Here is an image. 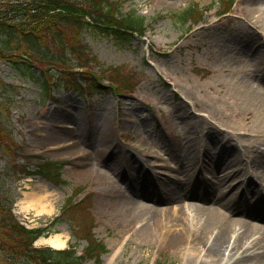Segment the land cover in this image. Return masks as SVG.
<instances>
[{"label": "rangeland", "instance_id": "374dc122", "mask_svg": "<svg viewBox=\"0 0 264 264\" xmlns=\"http://www.w3.org/2000/svg\"><path fill=\"white\" fill-rule=\"evenodd\" d=\"M4 1L17 0H0ZM111 1L121 14L144 17L146 30L123 44L99 29L87 27L80 32V42L89 53L87 60L80 61L86 65L81 70L97 77L102 87H95L93 76L84 74L82 81L77 80L81 92L63 87L45 91L36 74L31 77L29 71L0 60V79L15 88L6 124L19 149L17 162L29 164L34 171L39 162L51 161L60 174L58 180L39 175L17 179L18 174H6L12 155H2L0 196L28 227L44 225L66 208L62 220L48 230L49 237L65 234L63 248L79 255L91 228L93 238L107 249L101 264H218L201 257L187 263L181 259L188 258L182 252L175 256L152 241L137 243L135 229L118 221V194L121 190L130 194L144 164L158 173L151 183L158 190L173 174L167 165L202 178L201 169L188 162L195 148L187 136L209 133L206 143L211 138L220 141L221 132L230 130L227 125L249 118V108L232 80H253L258 72L264 87V66L253 61L257 52L264 57V41H256L258 35L244 20L246 15L251 18L245 14L246 3L258 6L262 0H235L231 12L223 16L217 15L218 0ZM191 5L205 10L197 24L178 18ZM68 57L72 64L71 58L78 55ZM73 77L66 74L58 81L66 84ZM110 84L126 87L113 91ZM188 122L197 124L190 128ZM86 168V175L74 172ZM255 169L249 166L248 175ZM247 190L255 193L261 188L254 184ZM72 202L79 204L67 206ZM45 239L35 245L47 246ZM231 263L226 258L219 264Z\"/></svg>", "mask_w": 264, "mask_h": 264}, {"label": "bare ground", "instance_id": "6f19581e", "mask_svg": "<svg viewBox=\"0 0 264 264\" xmlns=\"http://www.w3.org/2000/svg\"><path fill=\"white\" fill-rule=\"evenodd\" d=\"M260 5L249 2L245 5V14L249 13L251 18L246 15L244 20L248 19L247 27L258 35L256 41H264V0ZM263 59L262 53L257 52L253 61L264 66ZM260 76L257 72L253 80L247 77L232 80V87L251 115L227 125L230 130L221 132L223 143L212 138L211 143H206L209 133L194 132L195 137L187 136L195 148L194 157L189 156L188 162L201 169L199 173H211L213 180L208 176L200 180L186 169L167 165L173 174L165 187L158 190L151 184L159 178L158 173L144 164L140 181L133 184L130 194L122 190V195L118 194V221L124 227L135 229L133 237L137 243L152 241L175 256L182 252L188 256L181 258L187 263L201 257L218 264L226 258L231 264H264V87ZM188 115L186 112L185 116ZM195 122H188L190 128ZM243 140L246 145H241ZM200 153L205 155L201 157ZM205 163L214 166L209 168ZM219 165L221 169H217ZM249 166L257 168L250 178L234 180L245 176ZM74 172L86 175L87 168ZM256 180L261 184V191L248 193L240 189L246 184L251 187ZM143 200L149 204L140 202ZM52 207L56 209V205ZM66 240L67 236L62 233L45 239L55 249L62 248Z\"/></svg>", "mask_w": 264, "mask_h": 264}, {"label": "trees", "instance_id": "16d2710c", "mask_svg": "<svg viewBox=\"0 0 264 264\" xmlns=\"http://www.w3.org/2000/svg\"><path fill=\"white\" fill-rule=\"evenodd\" d=\"M232 0H222L220 13L229 11ZM200 13L194 6L188 7L178 18L186 22L197 21ZM87 27L99 29L116 42L128 43L134 36L144 35L145 18L134 12L121 14L116 2L111 0H17L0 2V60L37 75L45 91L59 87L81 92L77 80L81 75L91 74L83 71L88 50L80 43V32ZM75 63H69L68 55ZM71 65V67H69ZM66 74L76 76L66 84L60 80ZM54 80V82H51ZM95 87H102L98 78L91 79ZM113 91L126 86L110 84ZM119 87V88H118ZM131 84V88L133 89ZM15 88L0 79V157L11 154L6 162L8 176L18 174L17 179L31 175H41L47 179L58 180L59 167L51 161H41L34 171L29 164L17 162L18 147L12 142L7 129V118ZM82 94V93H81ZM64 210H62V214ZM62 220L55 218L51 226ZM47 226L27 228L13 214L10 203L0 196V264H101L100 254L106 252L103 244L92 238L88 229V245L81 255L73 249L54 250L49 247H36L34 242L47 236Z\"/></svg>", "mask_w": 264, "mask_h": 264}]
</instances>
